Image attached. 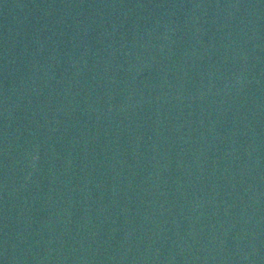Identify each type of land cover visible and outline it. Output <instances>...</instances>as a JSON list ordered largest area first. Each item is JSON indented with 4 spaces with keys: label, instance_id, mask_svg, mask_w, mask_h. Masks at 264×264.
Returning <instances> with one entry per match:
<instances>
[{
    "label": "water",
    "instance_id": "water-1",
    "mask_svg": "<svg viewBox=\"0 0 264 264\" xmlns=\"http://www.w3.org/2000/svg\"><path fill=\"white\" fill-rule=\"evenodd\" d=\"M0 264H264V0H0Z\"/></svg>",
    "mask_w": 264,
    "mask_h": 264
}]
</instances>
